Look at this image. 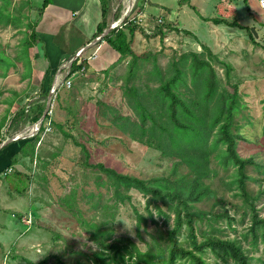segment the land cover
<instances>
[{"label":"rangeland","instance_id":"374dc122","mask_svg":"<svg viewBox=\"0 0 264 264\" xmlns=\"http://www.w3.org/2000/svg\"><path fill=\"white\" fill-rule=\"evenodd\" d=\"M134 1L138 2V6L145 5L146 15L142 22L145 31L140 30L135 39L136 52L151 57L156 55L162 67H168L172 59H178L185 53L197 52L212 62L221 83V90L230 98L234 86L239 87L231 131L239 134L240 154L243 157H254L260 164L249 165L248 168V174L256 178L247 179L251 181V194L256 195L264 186V10L258 7V20H255L259 31L257 36L252 30L254 24L251 26L254 38L247 29L216 23L214 19L218 16L210 19L211 22L208 23L205 21L209 20L208 18H198L199 13L194 10L192 17H186L185 14L179 17L182 23L193 27V34L177 35L171 32V29L164 28L166 35L162 37L160 34L155 35L156 32L154 33L149 24L152 25V20L156 21L159 17L164 18L163 22L159 23L167 24L169 20H176L183 0H152L151 5L144 3L145 0ZM153 1L162 3V6L154 4ZM14 2L20 7L29 0ZM42 2L43 0H35V5L38 7ZM123 2L122 16L131 0ZM0 3H3L2 0ZM239 8V18L242 13L244 16H250L243 0ZM213 9L214 7L210 6L203 13L209 15L213 12L214 16L216 13ZM29 12L30 16L32 14L36 19L38 13L34 12V8L31 13L26 5L25 14ZM28 28L0 26V53L13 59L15 63V66L10 65L9 69L6 65L7 72L0 67V139L3 141L17 133L29 137L35 125L29 118L11 124L16 112L27 105L28 100H34L38 96L35 93L33 75L27 80L29 64L22 60L23 41L31 33ZM35 49L36 47L34 51ZM125 58L122 61H119V58L102 71L85 73L89 67L87 65L80 74L72 76L74 82L72 81L71 88L67 84L59 88L61 95L58 102L57 91L53 94L55 100L49 113L54 116L56 123L47 134H43L44 143L41 145L38 142L36 145V153L38 145H41V156L33 161L29 157V177L32 178V181L29 180V186L26 183L27 178L16 174H2L8 181L6 188L9 191L4 192L0 201V264H95V256L102 248L90 233L95 232L89 229V224L93 229V222H108L106 226L100 227L102 230L107 229L109 233L114 229L110 235V243L122 234H128L141 249H147L153 236L148 232L156 226L146 207L147 196L137 190H131L130 200L117 202L111 178L105 171L99 170L96 164H103L143 179L158 178L169 188H172L174 180H177L180 174L187 173L188 170L179 166V174L174 173V160L164 157L162 152L155 148L133 140L115 125L113 119L118 113L130 116L132 120L138 118L124 91L126 86L132 83L142 85L145 73L152 68L153 63L151 59L141 60L140 68L137 69L138 77L129 83L127 71L130 56ZM70 67L69 64L65 69ZM22 144V141L17 140L6 145L2 149V161L8 159L11 149L12 153H15ZM22 153V156H27V153ZM211 168L217 172L215 179L207 180L211 182L214 196L208 199L210 201L205 199L200 202L199 207L209 213L210 210H220L219 205L213 207L216 200L223 199L228 206L230 203H241L242 196L239 195L237 183L234 182L237 176L234 163L224 165L222 161H214ZM27 186L29 189L26 192ZM99 192L100 200L94 203L92 194ZM251 198L253 200V196ZM258 200L259 212L264 217V193ZM152 209L159 221L158 226L162 228L161 234L166 235L168 228L174 224L175 213L164 207L172 216L167 224V216L157 213L154 205ZM28 211L29 215L33 212L30 223L25 220L28 219ZM138 212L148 220L147 228L142 225L140 230L145 239L142 241L137 237L136 230L135 214ZM223 226H226V223ZM237 226L240 230L239 224ZM184 231L183 227L179 234L182 241H185ZM228 231L231 237L236 236L233 231ZM166 237L164 236L163 240H166ZM106 250L110 264L118 263L115 258L119 259V256L114 258L113 249ZM263 250L261 244L260 250L253 253L256 258H261V264H264V255L261 256ZM80 252H84V255L81 256ZM205 258L214 262L211 254L205 255Z\"/></svg>","mask_w":264,"mask_h":264},{"label":"trees","instance_id":"16d2710c","mask_svg":"<svg viewBox=\"0 0 264 264\" xmlns=\"http://www.w3.org/2000/svg\"><path fill=\"white\" fill-rule=\"evenodd\" d=\"M147 1L145 0L144 3L147 4ZM2 2L0 3V26L12 25L18 28L28 26L31 30L23 41L22 51V56L25 58L22 60L29 64L30 78L32 74L30 49L37 45L39 36L36 22L32 23L31 16L25 14V6H29V2H24L20 7L17 2L14 3V0H2ZM144 9V4L137 5L131 13L134 19L128 20L122 27L113 29L104 38L120 53L119 61H122L125 56H130L127 71L129 83L135 80L141 60L153 61L152 68L145 73L142 85L132 83L127 85L124 91L131 107L137 112L138 118L132 120L130 116L118 113L113 121L133 140L155 148L161 151L164 157L174 160V173L179 174V166L185 167L188 171L180 174L178 179L174 180L172 188H169L158 178H152L158 180L143 179L108 168L103 164H96L99 170L105 171L111 178L117 202L130 200L131 190H137L147 196L146 207L156 226L148 232L153 236L148 242L147 249L143 250L128 234H122L110 243V235L113 234L114 229L109 233L107 229L102 230L100 227L106 226L108 222L101 224L93 222V229L89 224V229L95 231H90L93 239L102 248V251L95 256V264H110L106 255V249L109 248L113 249L114 258L119 256V259L115 258L119 261L116 264L128 262V264H261V258H256L253 253L260 250L261 244L264 248V217L261 216L258 207V199L264 193V186H260L262 190L259 193L252 195L249 184L251 181H247V179H256L248 174L249 165L260 166V164L254 157H243L240 154L239 134L231 131L239 87L234 86V92L230 98L221 90V83L212 62L197 52L185 53L178 59H172L168 67H162L156 55L151 57L136 52L134 43L137 33L140 30L145 31L144 24L136 20L140 14L145 13ZM121 15L119 9L116 20L120 19ZM108 16L109 12L104 6L103 21L95 38L108 28ZM163 20V17H159L156 21L153 19V24H149V27L154 29L155 35L160 34L165 37L164 28L170 29L171 24L170 22L159 23ZM214 21L245 28L254 38V33L249 26L245 27L237 21L230 22L219 18ZM26 22L27 25H25ZM92 55H83L85 58L83 62L75 61L70 75L86 68L88 59ZM12 61L13 59L0 53V67L6 72L10 65L15 66ZM6 65H8L7 68ZM60 89L56 93V102L60 99ZM48 95L44 94L38 99L28 100L27 105L16 112L11 124L22 122L27 118L34 123L38 122L47 108ZM50 119H52V125H55L54 116L48 113L41 128V134L45 131V125ZM41 134L34 138L19 140L23 142L21 152L27 153L31 161L41 156V150L38 153L35 152L36 145L41 140ZM2 141L0 139V143ZM2 154L1 150L0 158ZM19 154L12 156V165L18 163ZM214 161L218 163L222 161L224 165L234 163L237 168L234 182L237 183L242 202L230 203L228 206L225 200H216L213 207L219 205L220 210L217 212L210 210L208 213L198 204L205 199L210 201L208 199L214 196L211 182L207 181L217 177V172L211 168V163ZM1 175L0 172V177ZM29 180L32 181V178L29 177ZM230 188L233 189V185L230 184ZM91 199H95L94 203L100 200V192L92 194ZM152 205L156 207L157 213L167 216V224L172 216L164 210V207L175 213L174 224L168 228L166 235L161 234L162 228L158 226L159 221L154 215ZM135 215L137 237L142 241L145 239L140 230L142 225L147 228L148 220L139 212ZM225 223L226 226H223ZM183 227L185 241L179 238ZM244 227L247 228L243 229ZM228 230L233 231L236 236L231 237ZM164 236H167L166 240H163ZM208 254L212 255L214 262L205 258ZM80 255L83 256L84 252H80ZM263 255L264 253L261 254Z\"/></svg>","mask_w":264,"mask_h":264},{"label":"crops","instance_id":"0c3cea01","mask_svg":"<svg viewBox=\"0 0 264 264\" xmlns=\"http://www.w3.org/2000/svg\"><path fill=\"white\" fill-rule=\"evenodd\" d=\"M123 1L124 0H43L42 4L37 7L35 5V0H29V11L32 13V9L34 8V12L38 13L36 19L35 17L33 18L31 14V21L34 20V23L36 22L37 35L39 36L35 51L34 47L31 49V75H33V84L36 86L35 93L38 95L35 99L40 98L44 94H49L47 98L49 100L52 88L59 81L62 82L69 79L74 82L72 76L80 73L76 72L70 75L72 65H70L71 67L69 69L65 68L77 56L78 52L84 46L92 42V40L95 39V36L99 33V26L103 21V7L105 6L109 12V28V26L113 24V20L115 19L116 21L118 10L120 9L122 11L124 9ZM126 1L128 2V0ZM241 1L242 0H183L181 8L178 10L177 19L171 22L169 20L171 24V32H174L177 35H182L183 33L193 34L191 32L193 27L188 26L187 23H182V20H180L179 17L183 14H185L186 17H192V10H194L199 13L200 16L198 18L203 20H205L204 18H208L209 20H205L208 21V23L211 22L210 19H214L218 16L219 19H225L230 22L237 21L245 27H251L254 24L252 28H255L257 34H259V31L255 26V20H258V7L262 10L264 9L260 7L258 0H243L248 7L250 16H244V13H242L241 18H239V6ZM153 3L162 6V3L160 2L156 3L153 1ZM151 4L152 0H148L147 5ZM210 6H212V8L214 7L213 10L216 13L214 16L213 12L209 15L203 13L204 10L208 9ZM27 15L30 16V12L29 14L27 13ZM230 18L233 20H230ZM243 21H246V23H243ZM95 53L96 57L89 61L87 64L89 67L88 69L86 68L85 73L107 69V67L114 64L121 57L120 53L104 39L97 42L93 47L87 49L82 54L88 56V54ZM83 55L78 57L75 61L78 60L79 63L83 62L85 59L83 58ZM30 79L31 78L27 80ZM12 136L14 137L16 134H12ZM20 136L21 138L17 140L28 138V136L23 135V133H21ZM43 143L44 138L41 140V145ZM40 146L37 148L38 152H40ZM22 148L21 145L20 148L16 149L15 153H12L13 149H11L9 156L7 157L8 159H5L4 161L0 158V172L3 175L16 174L22 178H27L26 183L29 186V156H22ZM16 154H19L18 163L12 165L11 158ZM10 168L13 169L12 172L8 171ZM6 186H8V181L1 175L0 201L2 200L4 192L9 191ZM28 186L25 188L26 192L27 189H29ZM2 210L3 212L5 211L4 209ZM26 214L29 216V211Z\"/></svg>","mask_w":264,"mask_h":264},{"label":"built area","instance_id":"2783aa9c","mask_svg":"<svg viewBox=\"0 0 264 264\" xmlns=\"http://www.w3.org/2000/svg\"><path fill=\"white\" fill-rule=\"evenodd\" d=\"M258 1H259L260 7L264 9V0H258ZM134 9H135V6L133 4H130L129 7L127 8V10L125 11V14L122 17V18H126V21H124L123 23H120V24L116 25L117 22H119L120 20H122V19H120L119 21H117L115 23V28L122 27L128 20L134 19V18H131V13L133 12ZM145 16L146 15L144 13L140 14L139 17H138V19L136 21L143 22ZM160 21H162V19ZM95 57H96V53L93 54L92 56H90L88 60H91V59H93ZM61 83H62V85H61ZM66 84H67L68 87H71L72 86V80L67 79V80H64L62 82H58L57 84L54 85V87L52 88V91H54V93H56V91H58L59 88H61L62 86L66 85ZM41 126L40 127L38 126V127L33 128L32 131H31L32 132L31 135L38 134L41 131ZM51 128H52V119H50L49 121H47L46 128H45V131L43 132V134L44 135L47 134L51 130ZM10 171H12L11 168H10ZM25 220L28 221V223H30L32 221V214H30L29 217H28V219H25Z\"/></svg>","mask_w":264,"mask_h":264},{"label":"water","instance_id":"95a60500","mask_svg":"<svg viewBox=\"0 0 264 264\" xmlns=\"http://www.w3.org/2000/svg\"><path fill=\"white\" fill-rule=\"evenodd\" d=\"M124 21H126V18H123L122 20H120L119 22H117L116 25L120 24V23H123ZM115 19L113 20V24L111 26H109V28H107L104 33L102 35H100L99 37L95 38L94 40H92V42H90L89 44H87L86 46H84L77 54V56L71 61L70 65L73 64V62H75V60L84 52L86 51L87 49L93 47L97 42H99L100 40L104 39V37H106L114 28H115ZM253 32L255 33V35L257 36V31L255 28L252 29ZM53 94H54V91L51 92L50 96H49V100H48V103H47V108L44 112V115L43 117L39 120V122L37 124L34 125L33 128L35 127H40L43 123V121L45 120L47 114L49 113L50 111V108L52 107V103H53ZM34 135V134H33ZM31 135V136H33ZM21 138L20 134H17L16 136L14 137H11L9 138L8 140L6 141H2V143H0V151L6 146L8 145L9 143H12L14 141H16L17 139Z\"/></svg>","mask_w":264,"mask_h":264},{"label":"clouds","instance_id":"9594fccd","mask_svg":"<svg viewBox=\"0 0 264 264\" xmlns=\"http://www.w3.org/2000/svg\"><path fill=\"white\" fill-rule=\"evenodd\" d=\"M131 4H133L135 7L137 6V2H135L134 0H131ZM123 17V16H122ZM120 18V19H123V18ZM120 19H118V20H116L115 22H117V21H119ZM115 29V28H114ZM72 68V67H71ZM71 73V72H70ZM52 92V91H51ZM54 99H55V97H54ZM53 99V100H54ZM45 121V120H44ZM44 121H43V123H42V126H43V124H44ZM39 122V121H38ZM37 122V123H38ZM36 124V123H35ZM42 126H41V128H42ZM46 126V125H45ZM39 134H41V131L38 133V134H35V135H33V136H29L28 138H33V137H35V136H38ZM44 138V136H43V133L41 134V140ZM26 139V138H25ZM41 140L39 141L40 142V144H41ZM39 144V145H40ZM39 145H38V147H39ZM37 159V158H36ZM12 169V168H11ZM9 172H12L13 171V169H12V171H10V169L8 170ZM27 215V214H26ZM29 217V216H28ZM32 224V223H31Z\"/></svg>","mask_w":264,"mask_h":264}]
</instances>
